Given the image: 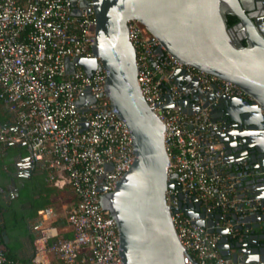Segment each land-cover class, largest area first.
I'll list each match as a JSON object with an SVG mask.
<instances>
[{
    "label": "built area",
    "instance_id": "obj_1",
    "mask_svg": "<svg viewBox=\"0 0 264 264\" xmlns=\"http://www.w3.org/2000/svg\"><path fill=\"white\" fill-rule=\"evenodd\" d=\"M72 11L71 0H0V102L12 114L0 129V149L22 144L32 170H44L50 185L69 188L73 196L65 210L71 236L50 226L57 215L53 208L43 209L30 263L50 264L53 257L59 264H122L116 224L99 198L113 191L132 165V138L105 96V72L96 69L88 76L76 65L71 74L66 71V59L93 58L95 18L86 13L75 17ZM128 37L136 50L141 95L165 125L168 174L177 176L165 199L186 252L184 264H233L220 254L221 235L194 224L178 196L183 195L182 204L196 197L206 214L221 213V224L239 238L238 222L231 217L264 207L238 194L242 177L228 170L224 145L210 134L219 124L209 110L188 114L180 106L164 105L168 92L174 100L191 93L189 83L182 88L173 84L177 69L196 79L203 91L247 96L236 85L184 66L167 53L160 56V43L135 20L128 22ZM0 264L19 263L0 247Z\"/></svg>",
    "mask_w": 264,
    "mask_h": 264
},
{
    "label": "water",
    "instance_id": "obj_2",
    "mask_svg": "<svg viewBox=\"0 0 264 264\" xmlns=\"http://www.w3.org/2000/svg\"><path fill=\"white\" fill-rule=\"evenodd\" d=\"M71 1L73 16L93 15L96 25L93 58L66 59V71L71 74L76 65L88 76L96 69L105 72V96L132 138V165L115 189L99 198L101 208L116 224L121 262L184 264L186 252L165 199L166 191L175 188L177 176L168 174L165 125L140 92L128 22L137 21L160 43V56L167 53L184 66L236 85L247 96L241 99L203 91L196 79L177 69L173 84L179 87L177 80L184 78L191 93L174 100L168 92L164 107L180 106L188 114L207 108L212 121L219 124L210 134L224 145L228 170L242 177L238 194L258 200L264 207V29L258 19L263 11L246 8L244 0ZM258 6L262 9L264 0ZM228 17L237 22L228 26ZM194 105L192 112L188 108ZM4 128L0 124V129ZM19 159L18 174L30 175L28 158ZM15 176L13 173L10 179L13 184ZM178 199L181 210L194 224L221 235L218 248L224 258L233 264H264V210L231 217L232 222H238L235 228L242 235L239 238L221 224V213L206 214L196 197L185 204L182 194ZM2 235L7 242L5 232Z\"/></svg>",
    "mask_w": 264,
    "mask_h": 264
},
{
    "label": "trees",
    "instance_id": "obj_3",
    "mask_svg": "<svg viewBox=\"0 0 264 264\" xmlns=\"http://www.w3.org/2000/svg\"><path fill=\"white\" fill-rule=\"evenodd\" d=\"M236 22L234 17L227 18L228 26ZM166 86L164 83L160 86L162 91ZM11 119L12 114L0 102V124L8 125ZM16 156L26 157L24 146L6 145L0 149V189H5L10 184L12 174L17 171ZM13 181V198L8 201L0 196V247L8 258L19 264H32L27 251L37 235L30 232V226L37 222L39 213L46 208H53L58 215L54 225L65 226L66 222L56 208L61 203L69 205L73 196L69 188L59 190L50 185L46 172L37 167L26 177H13ZM2 232L7 236V242ZM63 236L69 238L71 234L67 232Z\"/></svg>",
    "mask_w": 264,
    "mask_h": 264
},
{
    "label": "flooded vegetation",
    "instance_id": "obj_4",
    "mask_svg": "<svg viewBox=\"0 0 264 264\" xmlns=\"http://www.w3.org/2000/svg\"><path fill=\"white\" fill-rule=\"evenodd\" d=\"M262 0H244L243 3L245 5L246 8L248 9H252L255 12H260L261 10L263 11V13L260 14V16L258 17V19H261V21H259L260 27L261 29H264V7L261 9L258 6V3L261 2ZM21 168H17L16 176L18 177H24L23 174L21 176V174H18L20 172ZM14 192H15V186L13 183L6 185L5 189H0V196L7 199L8 201H10L13 196H14ZM37 223V222H36ZM39 229H32L30 232L34 233V235H37Z\"/></svg>",
    "mask_w": 264,
    "mask_h": 264
},
{
    "label": "crops",
    "instance_id": "obj_5",
    "mask_svg": "<svg viewBox=\"0 0 264 264\" xmlns=\"http://www.w3.org/2000/svg\"><path fill=\"white\" fill-rule=\"evenodd\" d=\"M177 83L179 84V87H186V86H188V82L184 79V78H180V79H178L177 80ZM190 111H192L193 112V110H194V107L193 106H189V108H188ZM16 158V160H17V162H20V159H19V157L18 156H16L15 157ZM61 208H64V213L62 214V213H60V215H61V217L65 220V210H66V208H67V205H66V203H61ZM57 217H58V215H56V218H54V220H52L51 222H50V226L51 227H54L56 230H57V232H58V234H60V235H64L65 233H67V227H66V225L65 226H59V225H54L53 224V222H55L56 221V219H57ZM39 227H40V224H38V222L37 223H33L31 226H30V231L33 229H39ZM69 233V232H68ZM28 255H30V259H31V257H32V254H33V246L32 245H30V247H28ZM50 264H59L58 262H57V260H55V258H50Z\"/></svg>",
    "mask_w": 264,
    "mask_h": 264
},
{
    "label": "rangeland",
    "instance_id": "obj_6",
    "mask_svg": "<svg viewBox=\"0 0 264 264\" xmlns=\"http://www.w3.org/2000/svg\"><path fill=\"white\" fill-rule=\"evenodd\" d=\"M56 210L59 212V213H64V208H61V205L59 204V206L56 208Z\"/></svg>",
    "mask_w": 264,
    "mask_h": 264
}]
</instances>
